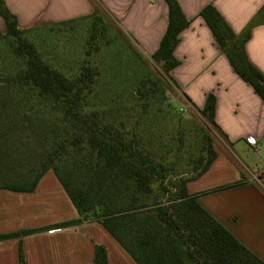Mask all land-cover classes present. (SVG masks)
<instances>
[{"label":"trees","instance_id":"trees-1","mask_svg":"<svg viewBox=\"0 0 264 264\" xmlns=\"http://www.w3.org/2000/svg\"><path fill=\"white\" fill-rule=\"evenodd\" d=\"M165 2L166 28L150 57L171 80L170 71L178 64L174 48L189 20L176 0ZM98 8L95 2L93 15L100 17ZM198 15L233 71L264 103V75L249 62L244 49L250 26L241 35L234 34L211 4L204 5ZM0 17L5 26L0 35L13 39V53L25 60L20 80L48 103L51 112L48 121L40 119L23 127L12 123L0 125V130L3 129L0 137L8 129H27L40 148L30 150V156L11 160L6 157L7 148L2 151L4 145L13 148L14 145L8 144L13 141L0 142V157L7 159L11 167L17 166V160L21 161L18 164L25 169L15 170L11 175L12 180L20 183L8 181L10 176H7V181H0V188L30 192L50 170L78 214L74 219L41 228L3 233L0 240L21 239L37 231L97 221L137 264H264L199 204L198 194L187 191V182L204 173L216 157L212 135L202 132L200 146L191 147L195 155L179 156L183 139L179 137L174 145L167 146L155 138L147 122V102L136 115L118 109H86V93L95 82L96 69L84 64L76 76L67 77L43 62L35 46L25 37L28 29L18 25L4 0H0ZM145 85L143 82L142 86ZM151 89L148 87L143 93L149 94ZM9 102V99L0 102V110ZM214 112L215 96L210 92L198 113L216 132ZM30 133L25 134L29 144ZM92 259L95 264H108L104 245L94 243ZM18 264H25L20 240Z\"/></svg>","mask_w":264,"mask_h":264},{"label":"crops","instance_id":"crops-1","mask_svg":"<svg viewBox=\"0 0 264 264\" xmlns=\"http://www.w3.org/2000/svg\"><path fill=\"white\" fill-rule=\"evenodd\" d=\"M189 25L174 48L178 64L171 69L177 99L198 113L206 95L215 96L212 147L208 169L187 182L189 193L242 244L264 261V172L250 165L242 146L264 144V103L231 68L211 31L198 15L211 4L236 35L250 28L244 49L249 62L264 75V0H176ZM21 28L53 26L89 18L95 2L116 27L150 55L168 19L165 0H4ZM101 3V4H100ZM5 26L0 17V32ZM256 154V153H254ZM241 180V181H240ZM240 181V182H239ZM236 183V184H235ZM234 184V185H233ZM220 188V189H218ZM210 189L212 192L202 193ZM78 216L61 184L47 171L30 192L0 188V234L34 229ZM97 221L33 232L0 240V264H18L21 241L25 264H95L94 243L109 247L128 264H137Z\"/></svg>","mask_w":264,"mask_h":264},{"label":"rangeland","instance_id":"rangeland-1","mask_svg":"<svg viewBox=\"0 0 264 264\" xmlns=\"http://www.w3.org/2000/svg\"><path fill=\"white\" fill-rule=\"evenodd\" d=\"M98 9L100 17L99 14H92L89 18L71 23L31 27L25 32V37L35 46L44 63L67 77L76 76L84 64L96 69L95 82L86 93V109H118L136 115L141 105L147 102V122L155 138L169 146L181 137L184 145L178 155L187 157L188 153L194 154L191 147L200 146L202 132L213 136V129L199 113L179 102L175 84L163 74L161 66L152 60L151 55L136 46L127 34L119 31L102 7ZM12 45H15L13 39L0 35V102L11 100L3 107L4 110H0V125L12 123L15 127H23L31 122L38 123L40 119L48 121L51 118L48 103L42 101L35 90L29 84L24 85L19 78L24 71L25 60L13 53ZM143 82L147 85L142 86ZM148 87L152 88L149 94L143 93ZM214 87L209 91L214 92ZM23 116L26 118L23 119ZM4 133L0 142L13 141L8 143L14 145L13 148L2 147V152L7 148L5 154L11 160L30 156V150H40L27 129L13 128ZM29 133L30 144L25 136ZM242 147L241 154L247 156V162L252 166L256 164L264 172V144H257L255 149L249 145ZM6 160L0 157V181H7V176H10V181L15 170L24 169L23 165L18 164H22L21 161L17 160V166L11 167ZM10 182L20 183L17 180ZM109 252L111 264H128L127 260L116 255L114 249L109 247Z\"/></svg>","mask_w":264,"mask_h":264}]
</instances>
